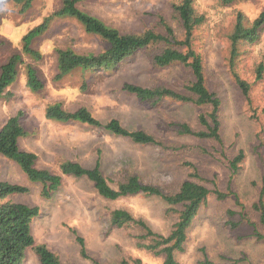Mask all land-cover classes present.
Here are the masks:
<instances>
[{"label": "rangeland", "instance_id": "rangeland-1", "mask_svg": "<svg viewBox=\"0 0 264 264\" xmlns=\"http://www.w3.org/2000/svg\"><path fill=\"white\" fill-rule=\"evenodd\" d=\"M180 2L83 0L78 6L125 34H139L148 29L163 33L160 24V17H163L181 38L184 29L174 11V5ZM61 6L62 0H33L30 8L22 11V4L15 0H0V70L13 53L21 51L23 35ZM194 7L205 19L194 32L193 44L203 55L208 87L222 100L221 133L226 143L222 152L210 141L181 135L170 128L172 123L182 122L198 127V115L206 108L169 98L154 105L123 90L124 83L184 89L190 80L189 69L180 64L159 68L153 63L152 55L162 51V44L140 50L114 70L92 73L76 70L57 80V48L70 47L81 54H96L107 47L105 40L87 32L71 17H51L48 28L33 43L41 51L42 58L35 60L25 56L26 64H32L39 71L44 89L37 92L28 86L23 65L7 89L10 95L0 99V127L9 117L21 112L20 120L27 131V135L19 139L21 147L37 154L39 168L62 176L59 189L45 198L42 184L30 180L21 166L0 153V180L29 187L27 193L11 198L40 208V215L32 223L36 243L46 244L63 264H96L81 255L72 229L85 239L89 255L101 263L119 264L122 257L133 256L140 257L143 264H163L162 256L136 246L133 236L136 230L112 227L110 212L126 208L163 234L170 232L177 219L176 213H168L169 205L159 196L135 194L116 200L104 198L88 178L64 174L61 164L66 160L92 168L100 159L113 186L134 172L144 182L159 185L167 192L176 191L180 182L187 178L189 168L184 162L190 161L204 178L216 181L225 191L229 157L243 149L246 158L234 187L243 203L248 205L257 199L263 170L254 147L259 144L257 149L264 155V137L261 142L258 138L264 121V82H255V67L264 61V26L258 42L242 45L238 64L241 75L253 84L252 107H260L255 118L241 108L244 100L229 67V36L238 12L250 23L264 10V0H238L231 4L223 0H194ZM56 102H61L69 111L84 106L103 122L116 118L130 130L152 133L181 150L137 144L85 123L48 119L46 108ZM229 208L239 210L233 196L218 199L212 195L209 198L188 230L186 251L178 254L182 264H201L202 249L214 264H264V241L252 236V229L247 225L232 228L227 214ZM24 264H41L34 250L27 251Z\"/></svg>", "mask_w": 264, "mask_h": 264}, {"label": "trees", "instance_id": "trees-1", "mask_svg": "<svg viewBox=\"0 0 264 264\" xmlns=\"http://www.w3.org/2000/svg\"><path fill=\"white\" fill-rule=\"evenodd\" d=\"M22 4V11H26L32 5L33 0H15ZM83 0H62L60 9L47 17L42 23L31 28L22 37L21 51L13 53L2 64L0 70V99L10 95L8 87L15 81L19 68L26 66L27 84L33 91H42L45 87L39 71L32 65L26 64L25 56L35 60L42 58V53L33 46L49 25L53 16L71 17L77 19L89 33L100 36L107 42L105 50L99 53L81 54L70 47L57 48L58 72L56 79L60 80L76 70L92 73L100 70L111 71L117 68L127 58L134 56L140 50L154 45H164L162 51L152 55L156 67L164 68L172 64H180L189 69L190 80L184 89L180 90L172 86L144 87L133 83H124L123 90L135 95L142 102H150L158 105L165 99L192 102L206 111L198 115V127H192L188 123H172L170 128L178 134L190 135L202 140L214 143L221 152L226 143L221 133L222 119L220 115L222 100L219 94L211 90L207 85V76L203 55L194 47V32L205 19L199 15L194 7V0H181L174 5L183 29L184 36L178 37L173 27L160 17V24L164 31L156 32L148 29L143 33H122L117 28L107 25L99 17L92 15L81 8L78 3ZM238 0H223L225 4H231ZM264 26V10L252 21L246 23V17L238 12L233 30L229 36V67L234 77V82L244 100L241 105L243 110L250 113L252 118L258 116L260 107H252L253 84L241 75L238 64L241 59V47L243 44H253L259 41ZM255 82H264V61L255 67ZM21 112L9 117L0 127V153L16 162L28 178L42 184V196L50 198L62 185V176L47 168L37 166V154L21 147L19 139L27 135L20 120ZM46 117L62 122H80L97 128H103L115 135L123 136L132 142L144 145H159L165 150H181L172 144L166 143L154 134L144 130H130L118 119L103 122L93 115L86 107L82 106L74 111L64 108L61 102L49 104L46 108ZM258 132L259 142L264 137V121L261 122ZM261 136V137H260ZM259 144L254 147L262 166L261 187L258 197L250 204L241 201L234 185L239 175L244 160L245 151L239 149L234 156L229 157V180L226 190L218 187L216 181L204 178L197 167L190 161H185V167L189 168L187 178L180 182L174 192H167L161 186L146 183L137 173H128L118 180L116 186L112 185V178L107 176L97 160L94 167L89 168L77 161L66 160L61 164V171L77 178H88L95 190L104 198L116 200L135 194L155 195L161 197L168 205V213H176L177 219L173 223L168 234L156 231L143 217L135 216L126 208H115L110 212V224L116 228H131L136 230L134 238L138 248L145 249L154 255L163 257V264H182L178 258L179 253L187 249L188 230L198 216L200 210L206 206L209 198L214 195L218 199L234 197L235 205L239 208H229V225L236 229L244 224L252 229L251 235L264 241V155L261 154ZM211 184L212 187L208 186ZM29 187L0 180V264H24L27 251L32 249L37 254L41 264H63L57 253L46 244L36 243L32 233V223L40 215L38 206L12 200L15 194H24ZM255 213V216H251ZM236 216V217H235ZM76 240L81 247V255L91 258L96 264L101 263L92 258L87 250L85 239L76 229H72ZM204 259L201 264H214L202 249ZM119 264H143L140 257H122ZM253 264V263H249Z\"/></svg>", "mask_w": 264, "mask_h": 264}]
</instances>
